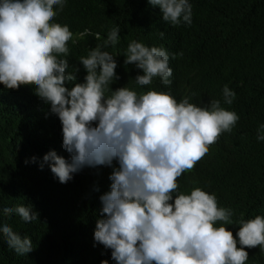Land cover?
Segmentation results:
<instances>
[{
    "label": "trees",
    "instance_id": "1",
    "mask_svg": "<svg viewBox=\"0 0 264 264\" xmlns=\"http://www.w3.org/2000/svg\"><path fill=\"white\" fill-rule=\"evenodd\" d=\"M0 264H264V0H0Z\"/></svg>",
    "mask_w": 264,
    "mask_h": 264
},
{
    "label": "clouds",
    "instance_id": "2",
    "mask_svg": "<svg viewBox=\"0 0 264 264\" xmlns=\"http://www.w3.org/2000/svg\"><path fill=\"white\" fill-rule=\"evenodd\" d=\"M128 121H129V124L132 126H134L136 123L135 117L131 114H129V116H128ZM74 125L77 126L78 130H80L82 132V134L88 132L90 127H91V123H87L83 127L82 126L78 127L77 122H75ZM165 126H166V122L164 121V119L163 118L158 119L157 114H156L152 118L151 122L146 126L144 131L153 130L154 138L156 140H159ZM94 128H95V130L99 131L103 137L112 138L114 135V132L109 129L107 123L105 122V120L103 118H100L99 120H97L95 122ZM127 151L133 153L138 158V160H140V161H145L149 158L147 156V154L144 152L141 145H139L137 143L129 146L126 149V152ZM224 246H225V242L223 239H221L218 243V248L222 249Z\"/></svg>",
    "mask_w": 264,
    "mask_h": 264
},
{
    "label": "rangeland",
    "instance_id": "3",
    "mask_svg": "<svg viewBox=\"0 0 264 264\" xmlns=\"http://www.w3.org/2000/svg\"><path fill=\"white\" fill-rule=\"evenodd\" d=\"M179 157L182 159V161L187 164V162L189 161L190 159V156L186 153V151H183Z\"/></svg>",
    "mask_w": 264,
    "mask_h": 264
}]
</instances>
